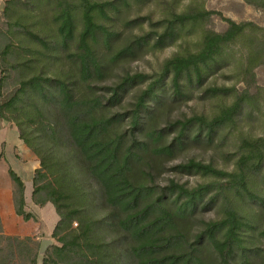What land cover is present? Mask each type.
<instances>
[{
    "label": "trees",
    "instance_id": "obj_1",
    "mask_svg": "<svg viewBox=\"0 0 264 264\" xmlns=\"http://www.w3.org/2000/svg\"><path fill=\"white\" fill-rule=\"evenodd\" d=\"M245 1L264 9V0ZM16 2L9 0L8 10ZM52 5L54 35L31 37L42 47L38 54L47 59L44 67L64 51L71 63L70 71L48 77L42 70L21 81L19 90L0 104V119L16 122L21 139L40 160L41 168L33 177L34 204L43 208L52 203L60 217L53 235L61 246H52L42 259L29 251L27 264H264V247L253 246L252 236L264 213V197L259 190V179L264 182V134L255 137L247 131L239 132L230 171L195 159L178 165L176 169L181 173L205 178L196 187L174 180L160 187L148 184L143 177L154 176L155 166L149 161L152 157H170L192 146L211 148L223 129L236 130L256 115L264 118V88L257 86L255 73L264 65V27L226 19L225 32L204 30L196 51L177 53L164 61L158 73H127L118 83L98 88L95 82L105 79L112 65L150 46L152 34L124 37L126 29L142 27L150 19L122 21L129 0H53ZM214 14L193 5L180 13L172 11L171 16L156 24L163 27V32L154 31L158 37L153 49ZM10 51L7 45L5 52ZM226 64L244 84L242 91L236 86L207 85V80ZM3 72L0 68V88L5 79ZM142 84L147 85L139 89L133 109L111 112L123 104L131 89ZM191 87L201 92L203 100L220 98L219 111L160 126L157 120L169 105L168 95L186 99L191 96ZM51 103L59 117L58 128H63L76 153L74 164L61 158L54 162L51 148L42 140L44 136L35 138V143L24 124L9 116L22 110L24 116L45 120ZM127 118L130 130L121 132L120 126ZM58 128L48 126L53 135ZM172 134L175 136L169 141ZM78 171H87L99 185L100 192L92 201L96 208L101 204L109 209L103 219L88 214L90 197L84 192ZM9 176L16 215L26 222L35 220L27 210L24 181L13 169H9ZM220 202L222 218L201 220L199 229L193 231L199 213ZM74 221L78 222L77 229L72 228ZM99 223L121 232L120 246L115 240H98ZM258 236L264 239V228ZM7 239L18 241L19 247L24 244ZM210 250L217 257L207 256ZM14 257L11 252L0 264H12Z\"/></svg>",
    "mask_w": 264,
    "mask_h": 264
},
{
    "label": "rangeland",
    "instance_id": "obj_2",
    "mask_svg": "<svg viewBox=\"0 0 264 264\" xmlns=\"http://www.w3.org/2000/svg\"><path fill=\"white\" fill-rule=\"evenodd\" d=\"M8 1L0 0V68L4 69L3 76L5 78L3 86L0 88V104L19 90L21 81L41 74L42 70L46 72L45 74L48 77H53L54 74L70 71L71 69V63L64 51L57 54L59 57H54L55 60H49L48 66L44 67L43 63L47 59L42 58L38 54V51L42 50V47L35 43L36 41L31 37V34H40L48 38L54 35L53 0H17L15 5L11 7V10H8ZM129 3V6L123 8L122 21L125 19L134 20L141 18H149L150 20L145 21L142 27L126 29L124 37L131 38L134 35L152 34L150 46L136 56L129 57L120 63L118 62L112 65L109 69L108 76L105 79L95 82L98 88L118 83L121 77L127 73H145L149 75L158 73L164 61L177 53H185L187 50L196 51L199 48L198 44L201 42L204 30L219 33L225 32L228 28L226 19H231L237 23L252 22L259 27H264V9L252 6L245 0H129ZM191 5L200 7V9H204L205 11H213L215 14L196 26H187L180 31V34L174 40L167 39L163 46L153 49L158 37L157 35H153L154 31L156 34L163 32V27L156 26L157 22L171 16L170 13L172 11L180 13L189 9ZM7 45L11 47L9 53L5 52ZM255 73L257 86L264 88V65L258 67ZM168 84H170V80ZM145 85L142 84L131 89L123 104L112 108L111 112L125 113L133 109V104L136 102L135 98L139 93V89L145 88ZM207 85L216 87L236 86L239 91L245 88L244 84L234 77L232 68L228 67L227 64L207 80ZM168 89H170L169 91L171 93L170 85H168ZM190 89L191 96L186 99L176 100L171 95H168L167 102L169 105L165 106V110L157 120L160 126L165 127L169 121L192 117L195 114L213 115L219 111L222 103L220 98L212 97L203 100L201 98V92L193 87ZM98 92L100 91L98 90ZM232 100V97L228 98L227 102L231 103ZM30 110L34 111L33 107ZM9 116L17 118L19 122L24 124L25 130L32 136L29 135V137L35 143L38 142L35 138L38 139L44 136L42 140L51 148V152L55 158L54 162L58 163L61 158L71 164L75 163V158H77L76 153L63 128L61 126L58 128L60 121L52 103L47 109L45 120L41 117L34 119L33 116H24L22 110L12 112L11 114L9 113ZM49 124L58 128L56 135L49 132ZM263 124L264 118L261 115H256V117L246 120L243 127L240 126L236 130L230 131V129H223L216 143L211 148L192 146L179 150L170 157H152L149 161L155 166L153 170L154 176L151 178L143 175V177L146 178L148 184L154 183V185L160 187L166 186L172 180L184 184L189 188L196 187L205 182V178L201 175L181 173L176 169L178 165L186 163L190 159H195L204 163H213L219 169L230 171L233 169L231 155L236 152L237 135L239 132L243 130L244 132H250L255 137L262 136L264 134ZM120 130L121 132L130 130L129 118L122 123ZM174 136L175 134L170 135L168 140L171 141ZM0 156V189H2L0 190V198L5 221H2L3 232L0 234V263L4 259L9 258L11 252H13L15 257L11 260L12 264H27L25 256L29 254V251H33L34 254L38 253L42 259L51 250L52 246H61L58 238L53 235L60 221V217L52 203L44 206L41 213L38 211L35 214V211L33 212L32 210L36 207L33 199L31 201L30 195L28 197L32 209L27 210L35 216V220L24 221L22 217L16 215L13 205H7L5 190L9 185H12L13 189L9 169H16L19 172L17 162L28 163L29 156L37 162V169L41 168L38 156L21 139L20 131L14 120L3 121L0 119ZM154 162L156 165H154ZM33 166L31 165V168ZM36 170L34 171V176ZM142 170L149 172L145 167H142ZM73 171L75 170L73 169ZM78 174L84 186V192L90 197V200H87L88 204H86L88 214H91L97 220L103 219L109 209L101 204L96 208L92 201V198L95 200V196H98L97 193L100 192L99 185L87 171L85 173L78 171ZM24 175L25 179H30L27 174ZM49 179H53L51 175H49ZM32 181L29 180L27 183L29 190H32ZM259 181V190L264 197V182L260 179ZM221 203L213 208H208L200 212L193 223V231L199 229L201 226L199 222L201 220L210 221L221 219L223 216ZM248 210L250 209L248 208ZM258 227L259 229L252 234L255 243L253 246L264 247V239L258 236L260 230L264 228V213ZM72 228H78L77 221H74ZM97 235L98 240L101 242L115 240L119 246L121 245L118 239L122 235L116 229H111V227L99 223L97 226ZM7 238L18 239L23 241L22 243L24 244L19 247L18 241H10ZM28 238L31 239L28 240ZM43 241H49L50 244L46 251L41 254L40 249ZM206 255L214 258L217 257L213 250L207 252Z\"/></svg>",
    "mask_w": 264,
    "mask_h": 264
},
{
    "label": "crops",
    "instance_id": "obj_3",
    "mask_svg": "<svg viewBox=\"0 0 264 264\" xmlns=\"http://www.w3.org/2000/svg\"><path fill=\"white\" fill-rule=\"evenodd\" d=\"M28 163H21V162H17V165L19 166V172L18 171H16V169H13L21 178H22V180L24 181V183H25V187H26V191H25V197H26V205H27V209L28 210H31L32 209V207L30 206V201H29V197H28V195H30L31 196V201H32V193H33V177H34V171L37 169V162H35L34 161V159L31 157V156H29L28 157ZM31 165H34L33 166V168H31ZM29 171H30V174H29ZM24 174H27V176H28V178L30 177V179H25V175ZM30 175V176H29ZM32 181V190H29V188H28V181ZM0 190H2V189H0ZM1 194V193H0ZM5 197H6V201H7V205H13V207H14V204H13V189H12V185H9L8 187H7V189L5 190ZM1 198H0V217H1V219H2V221L3 222H5L4 221V217H3V209H2V204H1ZM35 209L34 210H32L35 214H37L38 213V211L41 213V211L44 209V207L43 208H41V207H39V206H36L35 205ZM31 208V209H30ZM36 210H37V212H36Z\"/></svg>",
    "mask_w": 264,
    "mask_h": 264
},
{
    "label": "water",
    "instance_id": "obj_4",
    "mask_svg": "<svg viewBox=\"0 0 264 264\" xmlns=\"http://www.w3.org/2000/svg\"><path fill=\"white\" fill-rule=\"evenodd\" d=\"M49 244H50L49 241H43L41 249H40L41 254H43L46 251Z\"/></svg>",
    "mask_w": 264,
    "mask_h": 264
}]
</instances>
